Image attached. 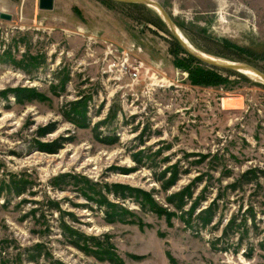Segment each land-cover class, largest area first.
I'll use <instances>...</instances> for the list:
<instances>
[{"label": "rangeland", "instance_id": "obj_1", "mask_svg": "<svg viewBox=\"0 0 264 264\" xmlns=\"http://www.w3.org/2000/svg\"><path fill=\"white\" fill-rule=\"evenodd\" d=\"M55 1L0 0V264H264V80L152 7ZM155 1L264 73V0Z\"/></svg>", "mask_w": 264, "mask_h": 264}, {"label": "water", "instance_id": "obj_2", "mask_svg": "<svg viewBox=\"0 0 264 264\" xmlns=\"http://www.w3.org/2000/svg\"><path fill=\"white\" fill-rule=\"evenodd\" d=\"M121 3L126 4H139L143 6L152 7L154 9L160 10L161 15L166 22V24L169 27L170 32L172 35L178 40V42L181 44V46L185 49L187 53H189L191 56L196 58L198 61L202 62L203 64H206L208 66H211L213 68H218L222 70H228V71H235V72H244V71H250L254 72L255 74H258L261 76V78L264 80V73L260 72L255 67L246 64V63H237V62H231V61H217V60H209L205 56H203L199 51L194 50L190 48L178 35V28L172 21V19L168 16L164 8L155 0H114ZM38 7L40 10H46L50 11L54 8V0H38ZM0 18L4 20H11L12 16L7 13L0 12Z\"/></svg>", "mask_w": 264, "mask_h": 264}, {"label": "trees", "instance_id": "obj_3", "mask_svg": "<svg viewBox=\"0 0 264 264\" xmlns=\"http://www.w3.org/2000/svg\"><path fill=\"white\" fill-rule=\"evenodd\" d=\"M177 40V39H176ZM177 42H178V40H177ZM179 43V42H178ZM180 44V43H179ZM180 46H181V44H180ZM182 47V46H181ZM183 48V47H182ZM184 49V48H183ZM185 50V49H184ZM186 52V51H185ZM187 53V52H186ZM189 56H190V59L192 60V62H194L195 60L196 61H198L196 58H194L193 56H191L189 53H187ZM197 63H199V61L197 62ZM203 72H202V70H201V74H202ZM202 77H204V74H203V76ZM24 94L25 93H15V97L16 98H20V97H24ZM74 108H76V106L74 107ZM78 108V107H77ZM74 110V109H73ZM73 110H71V111H73ZM73 114V113H72ZM77 115L76 114H74V116H73V118L71 119L72 121H75V122H80V120L76 117ZM78 120V121H77ZM81 123V122H80ZM54 130V128L53 127H49V128H47L46 130H45V134H48V133H51L52 131ZM59 149V147H55V148H53L52 149V151H54V152H56L57 150ZM250 173L251 172H248V173H244L243 174V176H242V178L243 179H247V177H248V179H251L250 177H249V175H250ZM174 182L175 181H177V178H175L174 177ZM171 184H173V182L171 183ZM171 184H169V185H171ZM170 187V186H169ZM14 191L16 192V193H20V194H22V193H24L25 192V189H21V188H14ZM179 196V194H175L173 197H172V199L173 200H170L171 201V203H173L174 205H177V207L181 210L183 207H184V205H185V203L183 204H180V205H178V203H177V201H178V197ZM183 196H185V194L183 195ZM126 197H123V199H125ZM207 212H203L202 213V215H200L201 217H199L200 219H203V221H204V219H206V216L207 217H209L208 216V214H206ZM205 215V216H204Z\"/></svg>", "mask_w": 264, "mask_h": 264}, {"label": "bare ground", "instance_id": "obj_4", "mask_svg": "<svg viewBox=\"0 0 264 264\" xmlns=\"http://www.w3.org/2000/svg\"><path fill=\"white\" fill-rule=\"evenodd\" d=\"M157 12H159V13H161V11L160 10H157V9H155ZM178 35H179V37L190 47V48H192V49H194V50H196L192 45H191V43L183 36V34L182 33H180V31L178 30ZM201 53V52H200ZM203 56H205L206 58H208L209 60H217V61H221L222 59H220V58H214V57H211V56H208V55H206V54H204V53H201ZM222 61H225V60H222ZM242 73H244V74H246V75H248V76H251V77H254V78H256V79H260V80H263L262 78H261V76H259L258 74H255L254 72H250V71H244V72H242Z\"/></svg>", "mask_w": 264, "mask_h": 264}, {"label": "built area", "instance_id": "obj_5", "mask_svg": "<svg viewBox=\"0 0 264 264\" xmlns=\"http://www.w3.org/2000/svg\"><path fill=\"white\" fill-rule=\"evenodd\" d=\"M140 65H141V63H140ZM125 70H126L127 75L129 76V78L132 79L133 81H137L139 79V72L132 71L126 67H125Z\"/></svg>", "mask_w": 264, "mask_h": 264}, {"label": "crops", "instance_id": "obj_6", "mask_svg": "<svg viewBox=\"0 0 264 264\" xmlns=\"http://www.w3.org/2000/svg\"><path fill=\"white\" fill-rule=\"evenodd\" d=\"M55 6H56V1L54 0V8H53V10H52V11H54V10H55Z\"/></svg>", "mask_w": 264, "mask_h": 264}]
</instances>
